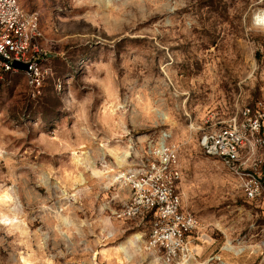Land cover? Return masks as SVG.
<instances>
[{
  "label": "rangeland",
  "instance_id": "1",
  "mask_svg": "<svg viewBox=\"0 0 264 264\" xmlns=\"http://www.w3.org/2000/svg\"><path fill=\"white\" fill-rule=\"evenodd\" d=\"M19 2L39 16L48 76L40 95L21 73L0 81V264H163L111 212L131 197L117 173L163 133L202 223L191 264H264V195L246 199L199 146L264 101V0Z\"/></svg>",
  "mask_w": 264,
  "mask_h": 264
},
{
  "label": "built area",
  "instance_id": "2",
  "mask_svg": "<svg viewBox=\"0 0 264 264\" xmlns=\"http://www.w3.org/2000/svg\"><path fill=\"white\" fill-rule=\"evenodd\" d=\"M42 38L36 12L26 11L19 0H0V81L21 73L34 95L41 94L48 76ZM16 62L27 69L14 68ZM171 138L163 133L137 164L117 173L115 182L131 197L111 212L117 221L144 226L146 249L163 264H191L202 223L184 206L180 151ZM199 146L240 180L246 199L264 195V101L240 103L232 118L203 130Z\"/></svg>",
  "mask_w": 264,
  "mask_h": 264
},
{
  "label": "bare ground",
  "instance_id": "3",
  "mask_svg": "<svg viewBox=\"0 0 264 264\" xmlns=\"http://www.w3.org/2000/svg\"><path fill=\"white\" fill-rule=\"evenodd\" d=\"M261 12V11H260ZM259 12V13H260ZM255 25H258V26H264V11L262 12V13H260L259 15H257L256 16V18H255ZM126 157H128V158H130V156H129V154L128 153H123L122 155H119V156H117V160L120 162V163H123V160L126 158ZM127 160V159H126ZM77 162H81V159H77ZM82 165V164H81ZM114 180H116V179H114ZM80 182H81V179L79 180ZM12 202H13V200H11ZM9 202V201H8ZM14 203V202H13ZM17 203V202H16ZM141 239V238H140ZM140 239L138 240L137 238H135V241L136 242H134V241H132L131 239H129V241H128V244L130 245H133V244H135V243H137V242H140ZM119 249V251H121V252H124V251H126V248L127 247H124L123 245H120L119 247H118Z\"/></svg>",
  "mask_w": 264,
  "mask_h": 264
},
{
  "label": "water",
  "instance_id": "4",
  "mask_svg": "<svg viewBox=\"0 0 264 264\" xmlns=\"http://www.w3.org/2000/svg\"><path fill=\"white\" fill-rule=\"evenodd\" d=\"M14 68L19 69V70H26L27 69V67L25 65L20 64L18 62L14 63Z\"/></svg>",
  "mask_w": 264,
  "mask_h": 264
}]
</instances>
